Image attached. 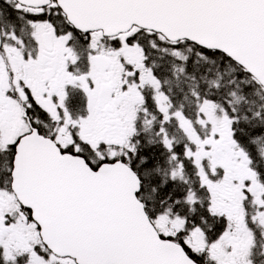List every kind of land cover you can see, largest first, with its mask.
I'll return each mask as SVG.
<instances>
[{
	"label": "snow or ice",
	"instance_id": "1",
	"mask_svg": "<svg viewBox=\"0 0 264 264\" xmlns=\"http://www.w3.org/2000/svg\"><path fill=\"white\" fill-rule=\"evenodd\" d=\"M0 264H264V0H0Z\"/></svg>",
	"mask_w": 264,
	"mask_h": 264
}]
</instances>
